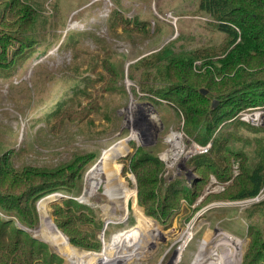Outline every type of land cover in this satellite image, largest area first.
<instances>
[{"label": "rangeland", "instance_id": "rangeland-1", "mask_svg": "<svg viewBox=\"0 0 264 264\" xmlns=\"http://www.w3.org/2000/svg\"><path fill=\"white\" fill-rule=\"evenodd\" d=\"M199 1L24 0L34 11L41 31L40 41L34 54L11 76L0 75V155L11 153L18 169L31 165L54 170L76 158L86 160L80 198L60 190L40 198L37 202L39 223L32 228L14 218L19 227L56 252L61 257L60 264L94 263L89 257L76 260L65 257L57 244V235L67 238L79 253L99 252L113 243V236L119 231L133 225V229H142L121 247L114 264H171L180 246L185 249L176 264H192L200 244L207 239L209 248H215L212 240L222 230L240 239L236 264H243L251 241L250 231L257 230L264 235V185L256 197L248 199L232 200L228 197L231 190L223 191L232 183L247 181L248 172L260 163L259 152L264 147V104L245 107L220 119L216 131L237 154L232 155L235 159L231 163V179L223 182L211 174L202 196L191 205L182 199L171 223H160L144 212L137 202L135 174L129 166L122 171L124 163L120 160L140 147L164 162L162 178L166 183L187 180L191 185L196 173L189 167L190 159L209 152L211 141L201 145L187 133L182 111L174 103L144 91L139 82L142 63H147L150 56L166 46H171L175 54H187L197 48H210L218 53L227 35L212 25V17L199 9ZM114 10L130 20L131 27L113 24L109 17ZM140 22L150 27L153 34L150 38L128 31ZM105 60H110L117 72L114 77L108 76L115 84L112 90L103 89V81L96 77L105 74ZM85 89L93 92L98 100V114L81 121L64 119L58 125L57 120H47L61 101L67 108H79V100L84 106L87 99L82 98V90ZM77 95L80 97L74 99ZM215 100L212 98L210 102L213 104ZM132 104L137 113L127 120ZM137 105L153 108L157 119L148 123L139 115L142 113ZM172 133L182 135L176 144L168 141ZM116 143L118 146L109 152V159L91 172L105 149ZM171 148L176 156L175 161L169 162L164 152ZM111 166L117 184L126 185L125 191L135 194L134 201L143 213L138 216V222L132 208L127 220L115 219L122 217L123 212L108 201L106 194L105 180ZM94 181L101 184L93 187ZM65 198L76 199L92 208L90 231L98 238V250L73 245L55 224L52 204ZM47 213L58 231L56 236L49 227ZM145 217L153 224L149 228L143 224ZM218 250L224 251L226 246L223 244Z\"/></svg>", "mask_w": 264, "mask_h": 264}, {"label": "trees", "instance_id": "trees-1", "mask_svg": "<svg viewBox=\"0 0 264 264\" xmlns=\"http://www.w3.org/2000/svg\"><path fill=\"white\" fill-rule=\"evenodd\" d=\"M199 9L209 14L212 25L227 35L218 53L197 48L187 54H175L171 46H166L142 63L139 82L144 91L174 103L184 114L187 133L201 145L211 141L209 152L190 159L189 167L196 173L191 185L187 180L166 183L162 178L164 162L136 145H132L135 152L120 160L124 163L122 171L129 166L136 176L138 204L148 216L163 224L172 222L182 199L191 205L202 196L211 174L223 182L231 179V163L235 159L232 155L237 154L216 131L220 119L245 107L264 104V0H200ZM109 18L113 24L131 27L130 20L116 10ZM128 31L145 38L153 35L145 22ZM40 33L34 11L24 0H0V75L11 76L28 61L39 45ZM214 57L217 60H212ZM199 60L201 64L195 65ZM104 69L105 74L96 77L106 85L103 89L112 90L115 84L108 76L114 77L117 72L110 60L104 61ZM202 88L207 90L206 95L201 93ZM82 91V98L87 99L84 106L79 100V108H67L61 101L47 120H57L58 125L64 119L81 121L98 114L100 106L93 92ZM212 98L217 100L216 106L210 102ZM259 155L260 163L248 172L247 181L232 183L223 190H231L229 199H248L260 193L264 185V147ZM12 161L11 153L0 155V264H60L61 257L19 227L14 218L32 228L39 223L40 198L59 190L78 197L86 160L76 158L54 170L31 165L18 169ZM92 213V208L73 198L52 204L54 222L70 242L98 250V238L90 231ZM249 235L251 241L243 264H264V235L257 230H251Z\"/></svg>", "mask_w": 264, "mask_h": 264}, {"label": "bare ground", "instance_id": "bare-ground-1", "mask_svg": "<svg viewBox=\"0 0 264 264\" xmlns=\"http://www.w3.org/2000/svg\"><path fill=\"white\" fill-rule=\"evenodd\" d=\"M130 107V106H129ZM135 105L132 104L130 107L131 110H129L131 113H129V117L127 120L131 119L133 114H136L134 109ZM138 109L141 111L143 117L148 123L154 122L157 119L156 112L153 108L149 106H138ZM257 115V114H256ZM258 116V115H257ZM182 135L178 133H172L170 135V139L168 141H174L175 144L176 139L178 137L181 138ZM171 143V142H170ZM118 146V143L114 144L112 147L105 149L103 152L101 159L99 162L93 165L92 171L99 168V164L109 159V152L113 151ZM176 152H174V149L171 148L164 152V157L167 161H175ZM109 166V165H108ZM109 168V167H108ZM90 173V171H89ZM100 181H94L93 187H98L100 185ZM105 189L106 194L109 196L108 201L110 203H114L119 210L123 212L122 217H116V221L122 222L127 220L129 214L131 213V208L136 216L137 222L139 221L138 216L143 215L142 210L137 206L135 200V194H130L126 190V185L123 186V184L118 183L115 178V172L114 169L111 166V169L108 170V177L105 180ZM134 192V191H133ZM55 195H60V193H56ZM132 196L133 199H132ZM80 198V197H78ZM112 219V218H111ZM47 221L49 223V227L53 230L52 233L57 234V229L53 226L52 221L49 218V215L47 213ZM110 222V221H109ZM143 224H145L146 227L152 226V222L150 219L146 218L143 219ZM127 225V224H126ZM129 226V225H128ZM122 227V226H121ZM134 225L131 227H128L124 230L119 231L118 233L114 234L113 236V243H110L102 248L99 252H84L79 253L74 248L71 247L68 239H64L57 235L56 238L58 239V246H60V249L62 253L67 257L69 260H76V259H83L85 257H89L92 259L94 264H114L119 251L121 250V247L125 245L128 239L131 238V236L138 235L143 230L140 228L133 229ZM123 229V228H122ZM110 230V229H109ZM187 235V234H186ZM190 236V235H189ZM193 237V236H191ZM144 238V237H143ZM192 239V238H191ZM189 240V239H188ZM215 242V248H209L210 241L205 239L197 249L192 264H236V255L238 252V249L241 247V241L239 238L234 237L232 234H230L227 231H220L215 236V238L212 240ZM226 246V250H218L221 245ZM218 247V248H216ZM185 249V246H180L176 251V256L171 262V264H176L178 261L181 260V257L183 255V251Z\"/></svg>", "mask_w": 264, "mask_h": 264}, {"label": "water", "instance_id": "water-1", "mask_svg": "<svg viewBox=\"0 0 264 264\" xmlns=\"http://www.w3.org/2000/svg\"><path fill=\"white\" fill-rule=\"evenodd\" d=\"M200 91H201V93L204 94V95L207 94V90L204 89V88H202ZM216 104H217V101L215 100V101L213 102V106H216Z\"/></svg>", "mask_w": 264, "mask_h": 264}, {"label": "built area", "instance_id": "built-area-1", "mask_svg": "<svg viewBox=\"0 0 264 264\" xmlns=\"http://www.w3.org/2000/svg\"><path fill=\"white\" fill-rule=\"evenodd\" d=\"M201 152H203V150H201ZM164 159V158H163Z\"/></svg>", "mask_w": 264, "mask_h": 264}]
</instances>
